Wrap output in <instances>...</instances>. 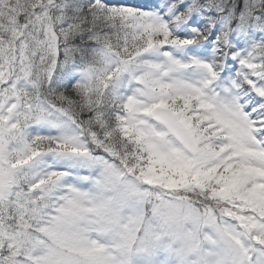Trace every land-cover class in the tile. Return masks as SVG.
<instances>
[{
	"label": "snow or ice",
	"instance_id": "6c2138e0",
	"mask_svg": "<svg viewBox=\"0 0 264 264\" xmlns=\"http://www.w3.org/2000/svg\"><path fill=\"white\" fill-rule=\"evenodd\" d=\"M0 264H264V0H0Z\"/></svg>",
	"mask_w": 264,
	"mask_h": 264
}]
</instances>
